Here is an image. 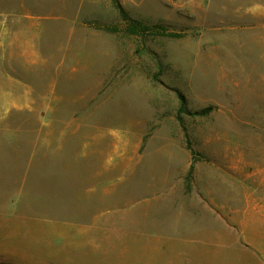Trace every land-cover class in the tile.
<instances>
[{
	"label": "rangeland",
	"instance_id": "obj_1",
	"mask_svg": "<svg viewBox=\"0 0 264 264\" xmlns=\"http://www.w3.org/2000/svg\"><path fill=\"white\" fill-rule=\"evenodd\" d=\"M119 1L0 0V264H264V0Z\"/></svg>",
	"mask_w": 264,
	"mask_h": 264
},
{
	"label": "trees",
	"instance_id": "obj_2",
	"mask_svg": "<svg viewBox=\"0 0 264 264\" xmlns=\"http://www.w3.org/2000/svg\"><path fill=\"white\" fill-rule=\"evenodd\" d=\"M112 3L114 5L115 9L117 10L119 17L127 23L126 32L130 35H143V34L151 32L155 35H164V36H169V37H179L180 36V34H177L174 32H168L166 30L154 31L150 26H147L144 23H142L141 21H138L136 19L131 18L127 14V12L123 8V6L121 5L119 0H112ZM178 97H179L180 103H181L180 107L178 109L179 114L185 113L189 116H205L212 111V107L208 106V107H205L199 111L189 112L184 107L183 97L180 94H178ZM192 170H193V165L191 164L189 171H188V174H187V177H186L187 179H190V177L192 175Z\"/></svg>",
	"mask_w": 264,
	"mask_h": 264
},
{
	"label": "crops",
	"instance_id": "obj_3",
	"mask_svg": "<svg viewBox=\"0 0 264 264\" xmlns=\"http://www.w3.org/2000/svg\"><path fill=\"white\" fill-rule=\"evenodd\" d=\"M256 174L261 175V180H262L261 185L263 186V191H262L261 201L259 203H255L256 205L253 204V206L251 207V210L257 209L258 211H262L263 212L262 217L264 218V165L255 169L254 175H256ZM262 226H264V223L262 224ZM245 233L249 237V238H247V241H249V242H256L257 241V242H263L264 243V238L263 239H254V238L250 237V235L253 236V235H257L259 233H257V232L255 233L251 230L250 231L247 230ZM261 233H262V236H264V229L262 230ZM222 235H232V231L224 228L222 226V224H217V236L221 237Z\"/></svg>",
	"mask_w": 264,
	"mask_h": 264
},
{
	"label": "bare ground",
	"instance_id": "obj_4",
	"mask_svg": "<svg viewBox=\"0 0 264 264\" xmlns=\"http://www.w3.org/2000/svg\"><path fill=\"white\" fill-rule=\"evenodd\" d=\"M110 232V231H109ZM112 238V237H111Z\"/></svg>",
	"mask_w": 264,
	"mask_h": 264
}]
</instances>
